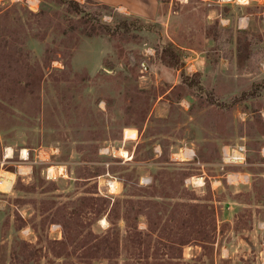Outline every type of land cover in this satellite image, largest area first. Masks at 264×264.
Returning a JSON list of instances; mask_svg holds the SVG:
<instances>
[{
	"label": "rangeland",
	"instance_id": "rangeland-1",
	"mask_svg": "<svg viewBox=\"0 0 264 264\" xmlns=\"http://www.w3.org/2000/svg\"><path fill=\"white\" fill-rule=\"evenodd\" d=\"M30 1L0 0V264H264V0Z\"/></svg>",
	"mask_w": 264,
	"mask_h": 264
},
{
	"label": "crops",
	"instance_id": "crops-1",
	"mask_svg": "<svg viewBox=\"0 0 264 264\" xmlns=\"http://www.w3.org/2000/svg\"><path fill=\"white\" fill-rule=\"evenodd\" d=\"M247 2H249V0ZM149 4L150 6H148V8L140 7L141 10H133L130 6L128 7L126 4H123V3H115L113 4V6L117 8H122V7L127 8L129 10L128 12H132L133 14H136L141 17L147 16V18H150V17H154L156 14V3L154 0H150ZM245 25H247V17L242 16L240 17L238 26L239 28H243L245 27ZM176 154L182 156V157L181 156L179 157V160L181 161L182 160L190 161L194 158V155H195L192 148H180L179 152ZM263 155H264V151H263ZM21 159L24 160V161L22 160V163L24 164L23 165L21 164L19 167L29 168L31 166L28 160L25 161L24 156H21ZM230 166L234 168L232 170L225 172L223 175L226 183L230 185L231 187H233L234 191H238L241 188L248 189L250 185V180H251V172L247 169L248 162L246 161V163L242 165H230ZM201 172L204 173V170H202ZM199 177L202 178V180L204 179V177L201 175ZM210 184H211V188L214 189L221 184V180L219 178H214L213 180H210ZM225 204L227 205V208L230 209L231 216L235 214L237 206L240 205V203L236 201V199L229 200ZM262 223L264 225V222ZM263 228L264 227L261 226L258 229L255 228L254 230L262 233L264 230ZM215 244L218 247L217 243ZM223 247L225 248V245ZM262 252H264V250H261V253Z\"/></svg>",
	"mask_w": 264,
	"mask_h": 264
},
{
	"label": "built area",
	"instance_id": "built-area-1",
	"mask_svg": "<svg viewBox=\"0 0 264 264\" xmlns=\"http://www.w3.org/2000/svg\"><path fill=\"white\" fill-rule=\"evenodd\" d=\"M29 7L31 6V1L27 0ZM222 154V164L226 165H242L246 163L245 150L242 146H223L221 150ZM28 156V153H27ZM21 157V156H20ZM27 158V157H24ZM41 158L39 157L38 160ZM23 160V159H22ZM191 178L185 179V182H189Z\"/></svg>",
	"mask_w": 264,
	"mask_h": 264
},
{
	"label": "bare ground",
	"instance_id": "bare-ground-1",
	"mask_svg": "<svg viewBox=\"0 0 264 264\" xmlns=\"http://www.w3.org/2000/svg\"><path fill=\"white\" fill-rule=\"evenodd\" d=\"M235 1H237L239 3H246L248 0H235ZM118 151H119L118 153L120 154L121 157L127 158L129 155L124 149H119ZM11 154H12V148L6 147L5 148V156L9 157ZM20 154H21V156H25L26 155V149H24V148L21 149ZM47 171H48V175L53 177L56 173L61 174L63 172V168L58 167V166L57 167L50 166ZM4 180H6V182L7 181L9 182L8 178H6V179L1 178V181H4ZM192 181L196 185H201L203 183V180L200 177H192ZM115 185H116L115 182L112 181L111 182V188L114 189ZM105 222L106 221L104 219L100 220V223H102V224H104Z\"/></svg>",
	"mask_w": 264,
	"mask_h": 264
},
{
	"label": "trees",
	"instance_id": "trees-1",
	"mask_svg": "<svg viewBox=\"0 0 264 264\" xmlns=\"http://www.w3.org/2000/svg\"><path fill=\"white\" fill-rule=\"evenodd\" d=\"M73 4H74V2H73ZM117 26L126 30L130 26V23H128L127 21H122V22H119L117 24ZM243 42L237 45L238 61L239 62H241V60H242V58L241 59L239 58V56L241 55V51H242L241 48H246V45H247V42H245L244 44H243ZM161 52H162V55L165 56L166 60L172 61L174 64L179 62L178 60L180 58V54L178 52L176 45H174L172 42L168 43L165 46H162ZM195 73H193V76H196Z\"/></svg>",
	"mask_w": 264,
	"mask_h": 264
}]
</instances>
